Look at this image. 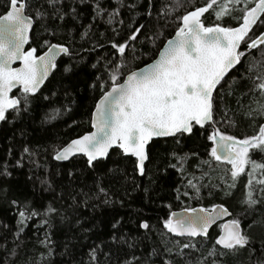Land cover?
Instances as JSON below:
<instances>
[{
    "label": "trees",
    "instance_id": "1",
    "mask_svg": "<svg viewBox=\"0 0 264 264\" xmlns=\"http://www.w3.org/2000/svg\"><path fill=\"white\" fill-rule=\"evenodd\" d=\"M247 7L229 4L225 14L217 17L226 0L215 1L208 8L203 22L206 26L234 27L242 23ZM10 0H0V15L9 10ZM177 0H59L60 9L54 18V9L47 0H27L26 13L33 17L34 27L29 48L36 47L37 55L46 51L44 40L68 45L76 59L83 57L80 66L84 71L75 75L63 72L70 63L62 55L57 68L35 97L27 111L19 114L9 111L6 120L0 121V264H154L171 261L172 264H262L264 262V151L249 150V163L235 181L232 166L211 155L214 141L208 136L219 130L225 136L244 140L256 136L264 115L258 111L264 105V94L256 88L264 77V43L249 49L248 44L264 31V14L243 41L240 64L225 78L214 94L213 123L206 127L196 126L191 136L176 139L165 138L152 141L148 147L149 159L145 172L135 167V158L113 149L103 161L105 167L95 171L86 165V157L78 156L68 162H58L56 149L72 139L91 131V115L104 91L89 88L97 75L108 79L105 64L108 60L119 62L113 54L109 39L114 36L112 28L119 31L118 42H123L140 25L144 28L134 42L138 59L121 70L122 76L152 62L168 39L173 37L182 24V17L200 7H207L212 0H178L181 7L171 13L162 12L164 5ZM107 12L118 5V20L123 25L107 23V13L96 16L95 5ZM151 3V7H150ZM135 4L134 9L128 5ZM45 12L38 18L36 10ZM75 9L73 13L71 10ZM149 12L151 15H149ZM66 14L63 20L58 15ZM95 17V19H94ZM91 30L81 38L88 26ZM129 25L132 29H129ZM55 32V36L51 33ZM155 44L145 37L160 34ZM103 34V35H101ZM97 45H103L99 47ZM143 53V55H142ZM99 60V63L97 61ZM96 63L97 68L90 66ZM251 66V71L247 69ZM118 79L121 82L123 78ZM72 93L67 99L65 90ZM56 92V96H51ZM18 97L22 90L15 92ZM48 95L50 105L42 99ZM74 100V103L69 101ZM67 105L69 111L54 120L45 121V112L52 106ZM23 104H21V108ZM28 147L31 155L23 153ZM117 153H120L119 155ZM175 153L176 155H173ZM180 158H183L181 161ZM175 165V167H173ZM109 169L114 171L109 172ZM69 172L72 175H69ZM252 173L251 190L258 203L249 207L246 200L248 182ZM41 181H47L41 183ZM192 181L199 188L189 185ZM99 183L107 191L87 204L80 193L96 194ZM234 184V187L231 186ZM187 193V195H185ZM77 200L73 203L72 197ZM16 201L15 204L12 202ZM223 204L233 213L249 243L236 250L220 248L215 241L220 225L215 226L208 237L198 239L176 238L164 227L173 211L195 206L206 209ZM51 206L57 213H47ZM20 211L25 219L20 222ZM35 211L38 215H31ZM66 217V219H62ZM80 223L77 224L76 221ZM117 220V228L112 224ZM44 221H47L45 223ZM253 221H257L253 224ZM148 223L147 229L142 223ZM249 225H252L250 228ZM22 229V231H21ZM84 229L89 231L85 232ZM115 237V239H113ZM184 244L195 247L183 249ZM96 248L97 261H91L89 253ZM171 249V252L166 251ZM182 253V254H180ZM223 253V254H221Z\"/></svg>",
    "mask_w": 264,
    "mask_h": 264
},
{
    "label": "snow or ice",
    "instance_id": "2",
    "mask_svg": "<svg viewBox=\"0 0 264 264\" xmlns=\"http://www.w3.org/2000/svg\"><path fill=\"white\" fill-rule=\"evenodd\" d=\"M58 2L59 0H47V4L54 9V18L60 12V9L56 8ZM239 2L240 0H226L225 5L217 12V17L225 14L228 4L234 5ZM214 3L215 0H212L207 7L197 8L185 14L182 17L183 23L176 30L175 36L166 41L163 48L159 50L156 59L143 68L129 70L123 76L121 70L126 68L129 63V50H131V62L134 63L138 59L135 54L134 42L141 34L144 25H140L134 30H131L132 26L129 25L131 34L123 42H118L119 31L113 27L114 36L109 39V44L114 50L113 54L119 55V62L108 60L105 64L108 79L104 80L101 75H97L88 84L89 88L95 89L99 86L103 90L111 82L110 90L103 92L92 112L91 124L95 130L72 139L66 146L57 148L55 159L67 160L69 157L82 154L86 157L88 168L95 171L99 167H105L103 161L108 158L110 149L115 147L122 150L123 154L135 157V167L140 174H143L145 161L149 159L146 146L154 137H171L179 143L178 138L184 137L186 134L191 136L196 126L203 128L206 123L213 122L214 90L229 70L239 64L241 57L245 55L244 52L238 50L240 43L245 41L258 16L264 13V0H258L255 7L247 8L242 17L243 22L236 28H222L219 25L205 27L201 23V14L213 7ZM122 6L118 5L112 11L107 12L106 9L100 7L99 3H96V16H102L106 12L109 25H123L124 21L117 19ZM181 6L177 0L175 4L164 5L161 11L171 13ZM26 7L27 0H10V10L4 15H0V121L6 120V113L10 110L19 114L21 111L29 109L32 97L38 94L49 74L57 68V57L61 54L70 59V63L63 67L65 74L75 75L77 72L84 71L80 67L84 63L83 57L76 59L72 49L66 44L44 40L43 46L47 50L40 55H37L36 47L29 48L27 51L23 50L24 45L29 41V31L33 26V17L24 14ZM128 7L134 9L136 5L130 4ZM71 11L74 13L75 9ZM45 15V12L36 10L38 18ZM65 15L60 14L58 18L63 20ZM149 15H151L150 12ZM90 30L91 25L81 34V38L86 37ZM51 35L55 36V32ZM159 35L162 33L145 37V40H151L155 44ZM258 43H264V34L252 40L248 44V48L254 49ZM97 46L103 47V45ZM15 61L20 62L19 67L12 66ZM90 67L96 69L97 64L94 63ZM247 70L251 71V66ZM121 76L123 83L118 82ZM256 79L260 82L255 87L264 94V77L257 76ZM17 85L22 86L21 96H9L11 90ZM71 95L72 93L66 89L65 98L67 99ZM51 96L55 97L56 92H52ZM42 99L50 105L52 104L48 95L43 96ZM74 102V100L69 101V103ZM21 104H23L22 108ZM69 110L67 105L52 106L45 112L44 120L57 119L62 112ZM258 111L264 115V105H260ZM208 139L215 141V146L211 149L212 157L217 161L225 160L231 164V176L235 181L237 176L244 172L245 165L250 162L249 150L264 151V125L260 126L256 136L244 140L225 136L218 129L214 130ZM23 153L32 154L28 147L24 148ZM173 155L176 154L173 153ZM180 159L183 160V158ZM256 168L264 169V165L253 163V171ZM108 171L114 170L109 169ZM69 175L71 176L72 173L69 172ZM249 175L250 190L246 194L245 203L252 207L258 201L253 198L252 173ZM46 182L41 181V183ZM257 183L264 184V181H257ZM189 185L195 188L197 193L199 192V188H196L192 181H189ZM231 186L234 187V184ZM96 187V194L80 193L85 198L83 203L87 204L89 200L97 199L99 194L105 196L104 203L109 202L107 191L100 187L98 182ZM261 190L264 191V188ZM72 200L75 204L77 197L73 196ZM12 203L15 204L16 201ZM57 211L51 206L46 209V212L50 214L57 213ZM190 211L193 215L178 218L173 213L164 221V227L168 232L180 236L207 235L209 226L214 223L213 213H226L227 209L222 205L213 206L211 212L207 209H200L199 212L203 215H195L197 209ZM38 214L35 211L31 213V215ZM19 215L20 222H23L25 211H20ZM62 219H66V217H62ZM44 222L47 223V221ZM76 223L79 224L80 221L77 220ZM119 223L120 221L117 220L112 224V227L117 228ZM256 223L257 221H253V224ZM260 223H264V221ZM140 226L145 229L149 227L146 222ZM249 227L251 228L252 225ZM224 228L225 232L217 238L216 244L235 251L237 246L242 248L249 243L250 238L242 231L238 220L231 221L230 224L224 225ZM84 231L89 230L84 229ZM190 247L195 246L191 244L182 246L183 249ZM166 251L171 252V249H166ZM96 252V248L91 249L89 253L91 261H97ZM165 264H171V261H166Z\"/></svg>",
    "mask_w": 264,
    "mask_h": 264
},
{
    "label": "water",
    "instance_id": "3",
    "mask_svg": "<svg viewBox=\"0 0 264 264\" xmlns=\"http://www.w3.org/2000/svg\"><path fill=\"white\" fill-rule=\"evenodd\" d=\"M256 3H258V1L256 2ZM256 3H255V5H256ZM255 5L253 6V7H255ZM200 8H202V7H200ZM9 10H10V8H9ZM192 11H194V10H192ZM207 11H208V9H207ZM207 11H205V12H203L202 14H201V16H200V21H201V23L205 26V27H215V26H217V25H212V26H206L205 24H204V22H203V17L206 15V13H207ZM191 12V11H190ZM5 14V13H4ZM3 14V15H4ZM25 15H28L27 13H26V10H25V13H24ZM264 13H261L259 16H258V18H257V21H256V23L254 24V25H252V27L250 28V30H249V32H248V34H247V36L251 33V31L254 29V27L256 26V24L258 23V21L260 20V18L262 17V15H263ZM29 16V15H28ZM243 22V21H242ZM182 23H183V21H182ZM241 24V23H240ZM240 24L239 25H237V26H234V27H227V26H222V25H219L220 27H222V28H236V27H239L240 26ZM182 25V24H181ZM33 27H34V20H33V26H32V28L30 29V31H29V40H30V36H31V33H32V30H33ZM261 34H264V31L261 33ZM261 34L258 36V37H261ZM175 36V34L173 35V37ZM247 36H246V38H247ZM173 37H171V38H173ZM170 38V39H171ZM245 38V39H246ZM257 39V38H256ZM242 43H243V41L240 43V46H239V51H240V48H241V45H242ZM261 44H263V43H258L257 44V47L259 46V45H261ZM256 47V48H257ZM29 49V41H28V43H26L25 45H24V48H23V50L24 51H27ZM63 54H61L60 56H58L57 57V62H58V60L60 59V57L62 56ZM156 59V58H155ZM151 63V62H150ZM149 64V63H148ZM240 64V63H239ZM239 64H237V65H235L234 67H233V69H231V70H229V72L225 75V77H224V79L221 81V83L225 80V78L239 65ZM12 66L13 67H19L20 66V62L19 61H15V62H13V64H12ZM144 67V66H143ZM143 67H141V68H143ZM55 70V69H54ZM54 70L49 74V77L46 79V81H45V83L49 80V78L52 76V74H53V72H54ZM45 83L41 86V89H42V87L45 85ZM119 83H123V80L121 81V82H119ZM221 83L217 86V88L214 90V93H213V96H214V94H215V92H216V90L218 89V87L221 85ZM40 89V90H41ZM17 90H22V86H20V85H17L16 87H14L12 90H11V92L9 93V96H11V97H18V95H16L15 94V92L17 91ZM110 90V89H109ZM99 101V100H98ZM11 111V110H10ZM7 114V113H6ZM211 123H213V122H209V123H206L205 125H204V127H206L208 124H211ZM199 127V126H198ZM95 129L92 127V124H91V131H89V132H92V131H94ZM84 135V134H83ZM80 137V136H79ZM78 138V137H77ZM165 138H171V137H154L153 138V140L152 141H154V140H157V139H165ZM76 139V138H75ZM236 140H240V139H237L236 138ZM152 141H150L149 142V144L146 146V150H147V152H148V147H149V145L152 143ZM68 144V143H67ZM66 144V145H67ZM65 145V146H66ZM214 146H215V141H214ZM113 149H115V147L113 148ZM113 149H110V152L113 150ZM78 156H83L82 154H77V155H75V156H72V157H69V159H67V160H56V161H58V162H68V161H70V160H72L73 158H75V157H78ZM127 156H131L130 154H127ZM148 156H149V154H148ZM54 158H55V156H54ZM133 158H135V157H133ZM107 159V158H106ZM136 159V158H135ZM223 162H225V163H228L227 161H225V160H222ZM148 162V160L147 161H145V165H144V168H145V166H146V163ZM145 172V171H144ZM144 174V173H143ZM143 174H141V175H143ZM223 206L225 209H227V212L226 213H213V215H214V223L213 224H211L210 226H209V228H208V231H207V235H198V236H196V237H188V236H180V235H178V234H176V233H171V235L172 236H174V237H176V238H192V239H198V238H206L208 235H209V232L211 231V229L212 228H214L216 225H218V224H220V223H222V227H221V230H220V234L218 235V237L220 236V235H222V234H224V232H225V228H224V225H228V224H230V222L231 221H233L234 219H233V213L230 211V209L228 208V207H226L225 205H223V204H216V205H214V206ZM213 208V207H212ZM212 208H210V209H207V210H209L210 212H211V210H212ZM191 209H197L198 211H197V213H195V215H203V213H201V212H199V210L200 209H206V208H204L203 206H195V207H191V208H184V209H180V210H175V211H173L172 212V214L174 213L175 214V216L178 218V217H180V216H188V215H193V213L190 211ZM171 214V215H172ZM240 226H241V229H242V231L244 232V230H243V227H242V225L240 224ZM217 237V238H218ZM218 245V244H217ZM220 248H222V249H225V248H223V246L222 245H218ZM154 264H165V263H154ZM172 264V263H171Z\"/></svg>",
    "mask_w": 264,
    "mask_h": 264
},
{
    "label": "rangeland",
    "instance_id": "4",
    "mask_svg": "<svg viewBox=\"0 0 264 264\" xmlns=\"http://www.w3.org/2000/svg\"><path fill=\"white\" fill-rule=\"evenodd\" d=\"M216 2H217V0H215ZM220 0H218V2H219ZM254 0H251L250 2H253ZM258 0H255L254 1V4L251 6V7H253L254 5H255V3L257 2ZM225 4V3H224ZM240 5H241V7H247L249 4H247V0H240V3H239ZM230 5L228 4V7H227V9L228 8H230L229 7ZM250 7V8H251ZM251 42H249V44H250ZM235 220V219H234ZM222 227V224L220 225V228ZM221 230V229H220Z\"/></svg>",
    "mask_w": 264,
    "mask_h": 264
},
{
    "label": "flooded vegetation",
    "instance_id": "5",
    "mask_svg": "<svg viewBox=\"0 0 264 264\" xmlns=\"http://www.w3.org/2000/svg\"><path fill=\"white\" fill-rule=\"evenodd\" d=\"M6 115H7V114H6ZM221 224H222V223H220V224H218V225H221ZM216 226H217V225H216ZM212 229H213V228H212ZM212 229H211V230H212ZM210 232H211V231H210ZM210 232H209V234H210ZM207 237H208V236H207ZM186 239H192V238H186Z\"/></svg>",
    "mask_w": 264,
    "mask_h": 264
}]
</instances>
